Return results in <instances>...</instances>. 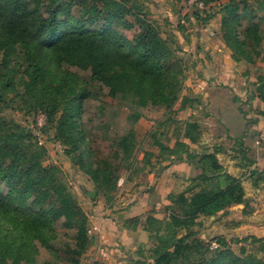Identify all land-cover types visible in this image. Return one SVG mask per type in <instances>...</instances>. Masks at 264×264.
I'll list each match as a JSON object with an SVG mask.
<instances>
[{"label":"trees","instance_id":"obj_1","mask_svg":"<svg viewBox=\"0 0 264 264\" xmlns=\"http://www.w3.org/2000/svg\"><path fill=\"white\" fill-rule=\"evenodd\" d=\"M62 1L49 0L47 13L39 16L20 0H0V191L1 185L7 187L0 198V244L17 254L31 243L34 254L33 242L39 240L48 246L56 233L53 225L59 222L70 233V240L55 250L59 253L56 261L46 260L44 264H82V257L94 244L87 213L62 181L59 168L45 165L47 148L27 128L3 116L4 109L13 105L21 112L43 113L54 125L65 153L76 159L83 144L78 113L84 100L91 97L87 81H102L113 94L125 93L139 105L172 113L183 93L188 62L178 45L164 38L160 25L149 18L137 0ZM203 1H224L220 36L233 60L264 62V31L257 21L264 12V1ZM74 7H78L76 13ZM17 27L22 31L16 32ZM120 30L133 34L127 37ZM15 34H19L17 42L12 41ZM17 46L23 51L22 65L13 64ZM43 48L54 57L58 70L41 59ZM63 64L86 65L88 75L79 78ZM16 76L22 81L23 92L16 88ZM256 93L264 102V75L259 77ZM140 116L135 113L134 119ZM201 136L199 121L187 122L184 137L198 143ZM157 143L162 151L175 156L186 153L194 157L189 145L181 140L175 149ZM135 145L136 136L129 132L119 136L108 153L93 150L95 168L86 172L108 204L118 192L123 172L131 175L137 162ZM198 163L202 174L183 192L168 196L169 219L147 216L144 227L152 242L150 254L145 261L130 264H264V255L258 258L248 254L245 246L235 252L230 247L234 238L206 233L199 221L202 216L223 222L228 209L235 205L245 204L242 215L253 208L245 199L241 180L227 174L215 154H205ZM139 223V218H133L126 227ZM202 235L207 237L202 239ZM252 239L256 250L264 252V240ZM212 241L219 244L215 250L211 249ZM86 264L104 263L95 260Z\"/></svg>","mask_w":264,"mask_h":264},{"label":"crops","instance_id":"obj_2","mask_svg":"<svg viewBox=\"0 0 264 264\" xmlns=\"http://www.w3.org/2000/svg\"><path fill=\"white\" fill-rule=\"evenodd\" d=\"M220 20L221 16L211 20L212 28H198L196 44L183 48L190 57L187 77L174 108L177 118L172 121L173 127L167 126L164 132L165 137L176 135L170 143L163 141L165 145L175 149L181 140L189 145L194 157L153 150L154 154L139 157L135 164L140 167L136 165L129 177L120 180L118 192L108 205L107 199L100 196L98 201L93 198L84 206L94 240L84 256L87 263L97 260L104 264H130L138 260V250L148 249L152 243L144 227L147 216L169 219L168 196L183 192L192 179L202 174L198 161L205 154H215L224 171L241 180L245 199L253 211L243 218L245 204H240L228 209L223 222L209 216H202L199 221L218 235L228 234L236 227L241 230L239 233L263 236L264 102L256 90L259 77L264 75V62L234 61L221 39ZM193 119L202 127L198 143L184 137L186 124ZM133 218H139L140 223L126 227ZM226 225L234 227L225 231ZM101 249L107 250L106 257Z\"/></svg>","mask_w":264,"mask_h":264},{"label":"rangeland","instance_id":"obj_3","mask_svg":"<svg viewBox=\"0 0 264 264\" xmlns=\"http://www.w3.org/2000/svg\"><path fill=\"white\" fill-rule=\"evenodd\" d=\"M20 1L25 4L33 14L36 13L39 16H44L47 13L46 4L49 0ZM248 1L252 4H260L264 0ZM63 2H67V0H63L62 3ZM137 2L143 7L144 11L150 14L149 18L160 25L164 38L178 45L181 55L187 62L190 57L183 48L185 45L196 44L197 37L195 31L198 30V28L200 29L206 25V27L212 28V26H209L211 20L220 16L222 18L223 12H221V10L224 5V1L206 4L203 0H196V2L203 3L204 8H200L196 4H191L190 0H137ZM77 8L78 7L73 8V13L77 12ZM257 21L264 31V12L259 14ZM14 30L16 32L22 31L20 27ZM210 30V35L213 36V29ZM120 33L127 37H131L133 31L120 30ZM18 35L19 34H15L12 36L13 42H17L16 38ZM6 41L10 42L9 40ZM15 50L13 64L22 65V48L17 46ZM41 53V59H43V61L50 64L53 69H59L54 57L47 48H43V52ZM63 68L70 69V71L75 73L79 78H86L89 72V68L86 65L69 67L63 64ZM15 80L16 88L19 92H23L24 89L21 79L16 76ZM87 82L86 86L91 93V97L84 100L80 112L78 113L79 132L81 133L80 136L83 140V144H81V148L75 154L76 159H73V156L65 153L64 145L56 138L54 125L47 122L43 113L37 111L31 113L21 112L18 111L15 106L11 105L5 108L2 114L7 119H12L14 122L27 128L28 132H31L37 137L38 143L47 148L48 153L45 159V165L59 168L62 181L69 187L71 193L83 207L92 202L89 192L96 190L94 183L86 172V169L93 170L95 168V149L101 150L103 153H108L110 147L116 143L119 136L133 132L134 136H136L134 150L136 160H138L139 157L145 156L146 153H152L153 150L161 152L162 150L157 142L160 144H164L163 141L170 143L176 138V135L165 137L163 133L167 131V126H169L170 129L173 127V122L169 121L177 118L176 111L167 113L166 110L162 108L152 107L150 105H139L125 93L117 92L113 94L111 88L102 81L90 80ZM135 113L141 115L138 120L134 119ZM165 120H168L167 125L164 123ZM238 148H240V146H238ZM136 165L140 167L139 164H134L132 170ZM129 175L130 172H123V177ZM1 186L0 198H3L7 193V187ZM100 196L102 195L97 194L93 200L98 201ZM248 215L251 214L246 213L243 218ZM223 218L221 220H223ZM0 225H2L1 220ZM53 226L56 229V233L48 246L43 245L39 240H32L36 248L34 254H32L33 249L30 246L31 243L27 247L25 246V249H20L21 251L17 254H12L10 247L0 244V264H44L46 260L56 261L59 253L58 251L56 253L55 250L70 240V233L65 230L59 222ZM232 227H234V225L223 226L225 231L232 229ZM206 229V233H209L210 236L216 235L217 233L214 229L212 231H208L209 228ZM239 231L241 230L237 231V228L234 227L231 232L226 234L230 238L235 239V241L230 244V247L235 252L239 253L240 249L245 246L246 253H254L256 257L263 258L264 252L257 251L255 247L257 245L251 244L250 242L253 241L252 238L264 240V234L263 236L255 234L250 235L248 232L245 234L239 233ZM1 234L0 232V235ZM206 237V235L201 236L202 239ZM29 246L30 251L28 250ZM151 246L152 243L150 247ZM149 248L138 250V260L145 261L147 259L146 256L150 254ZM60 262L63 264V261ZM81 262L82 264H86V257H82Z\"/></svg>","mask_w":264,"mask_h":264},{"label":"built area","instance_id":"obj_4","mask_svg":"<svg viewBox=\"0 0 264 264\" xmlns=\"http://www.w3.org/2000/svg\"><path fill=\"white\" fill-rule=\"evenodd\" d=\"M190 3H191V4H196V5H198L200 8H204V4L201 3V2L198 3V2H196V0H190ZM212 35H214L213 32H212ZM262 138L264 139V134H263ZM91 231H92V230H89V234H90ZM218 247H219V244H218L216 241H212V243H211V249H212V250H215V249H217ZM100 252H101V254L104 255L105 257L108 255V252H107V250H105V249H101Z\"/></svg>","mask_w":264,"mask_h":264},{"label":"water","instance_id":"obj_5","mask_svg":"<svg viewBox=\"0 0 264 264\" xmlns=\"http://www.w3.org/2000/svg\"><path fill=\"white\" fill-rule=\"evenodd\" d=\"M97 194H98V191L97 190H94V191H90L89 192V196L92 199L95 198L97 196Z\"/></svg>","mask_w":264,"mask_h":264}]
</instances>
